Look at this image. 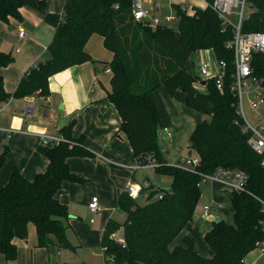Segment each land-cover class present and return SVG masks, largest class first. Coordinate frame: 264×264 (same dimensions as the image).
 Listing matches in <instances>:
<instances>
[{"label":"trees","instance_id":"trees-1","mask_svg":"<svg viewBox=\"0 0 264 264\" xmlns=\"http://www.w3.org/2000/svg\"><path fill=\"white\" fill-rule=\"evenodd\" d=\"M213 1L208 0L205 9L194 8L192 15L182 6L173 5L177 25L154 28L134 19L133 0H68L63 14L47 13L45 18L55 27L48 46L50 58L31 68L13 94L6 91L0 73V101L48 97L51 76L94 61L86 49L93 35H101L113 54L108 99L120 114V131L127 137L136 161L146 162L151 155L157 164L155 173L170 177L172 183L170 187L152 184L144 188L142 195L149 191L145 204H139L126 191L121 193L117 209L126 218L123 223L110 219L106 225L102 237L106 264H245L246 256L264 241V211L259 200L264 198L263 158L252 150L243 132L231 79H225L223 91L209 83L208 92L202 93L194 85L197 77L191 57L199 50L211 49L216 59L228 63L229 73L233 69L234 53L226 44L234 32L232 28L223 30ZM249 2L254 11L242 29L264 32V0ZM28 5L39 11L46 9L45 1L0 0V21H22L21 9ZM13 61L10 54L0 53V70ZM252 68L264 80V53L253 55ZM160 87H165L171 96L181 88L186 94L185 105L209 117L190 137L189 147L200 158L195 170L168 163L160 145L157 110L149 99ZM74 124L75 120L63 127L60 143L39 146V152L49 161L45 172L30 180L14 169L0 188V253L7 260L17 258L14 240L27 239L30 223L36 227L39 247H50L54 237L58 248L76 249L67 237L68 206L57 198V193L64 182H85L72 173L69 158L94 154L86 147L84 137H73ZM8 154L6 145L0 155V171ZM220 167L242 170L248 175L246 191L233 193L235 223L228 224L223 219L213 223L205 236L215 251L212 258L195 250L193 237H185L183 244L173 247L193 220L200 201V173L212 175ZM160 191L165 194L156 199ZM121 230L124 245L110 239L111 233Z\"/></svg>","mask_w":264,"mask_h":264},{"label":"crops","instance_id":"crops-1","mask_svg":"<svg viewBox=\"0 0 264 264\" xmlns=\"http://www.w3.org/2000/svg\"><path fill=\"white\" fill-rule=\"evenodd\" d=\"M67 1L45 0L46 9L44 11H38L29 5L24 6L21 9L22 21L14 18L0 21V53L10 54L14 59L13 63L0 70L8 93L15 92L18 84L31 68L50 58L48 46L54 38L55 27L50 25L44 27V20L47 13L63 14ZM142 1L144 7L150 10L151 16L159 17L161 20L168 15L175 14L173 5H180L192 12H194V8L205 9L208 6V0ZM25 23H28L29 31H26L27 37L22 38L20 31L25 28ZM17 44H21L22 49L16 48ZM86 49L91 53L94 61L74 65L51 76L49 79V102L39 96L0 101V155L5 146H9V154L0 171V188L9 181L14 169H18L23 176L30 180H33L37 174L45 172L49 161L38 150L42 145V135L62 136L63 127L68 126L73 120H75L72 128L73 137H84L86 147L92 151L94 156L69 158L68 163L72 173L89 179H91L90 174L84 172L85 168H98L103 171L104 175L108 173L114 179V183L116 181V186L113 189L116 200L119 199L122 192L126 191L130 181L140 184L148 182L152 185L150 178L155 173L154 169H141L144 172L141 173L142 178L136 176L138 170L135 171L132 168L137 163L133 149L125 134L120 131L122 120L119 112L108 99V94L111 91V72L106 70L109 68L107 61H112L113 54L111 51H107L103 37L96 34L89 39ZM197 52L203 53L202 60L216 58L211 49ZM97 59L101 62H98ZM99 85L104 86V89ZM149 99L157 110L159 130L164 131L163 134L160 133V145L168 163H170L168 159L170 155L175 156V160L170 163L173 165L178 164L182 159L196 157L189 147L190 137L197 126L208 120L209 117L185 105L186 94L181 88L171 96L165 87H160L149 95ZM29 108L31 109L30 113H25ZM166 128L168 131H165ZM159 181L164 182L166 186L163 184L155 185V187H170L172 183V179L169 181L165 179V176H162ZM209 182H211L212 190L222 192L228 189L230 192L232 191L227 182L214 180ZM76 184L78 183L64 182L61 190L57 193V198L69 209V218L65 223L68 226L67 236L74 245L83 244L82 240L74 242L70 232L68 235L70 227H78L76 224L78 216L73 203L74 190L77 189ZM233 193L234 191L231 192V204ZM147 194L149 192H146L143 197ZM94 196L99 198L101 204V198L97 194L91 197L89 203ZM205 205L214 207V202L204 204L200 198L193 220L175 240L173 247L183 244L185 237H193L195 250L206 258H212L215 251L207 243L205 245L203 241L206 242V234L219 217L212 213L213 218H203L202 211ZM101 214L102 205L99 215ZM220 218L228 224L235 223L229 218L227 220ZM110 219L115 220L112 217L108 218L104 231ZM124 221L118 222L123 223ZM94 223L95 219L92 224ZM29 232L27 239L16 238L14 240L17 246V258L10 261L0 253V264H52L51 257L54 261H57L59 257L61 264H93L89 261L86 262V259L79 255L78 250L66 254L68 252L66 249L58 248L55 245L54 237H51L50 240L53 245L46 249L38 248L35 225L30 224ZM90 233H93V236L98 234L100 238L103 237V235L101 236L103 232L95 229H91ZM90 233L88 238L85 236L87 248L91 247L89 245L92 242ZM47 248L51 249L50 254L58 248L57 258L54 254L49 255Z\"/></svg>","mask_w":264,"mask_h":264},{"label":"built area","instance_id":"built-area-1","mask_svg":"<svg viewBox=\"0 0 264 264\" xmlns=\"http://www.w3.org/2000/svg\"><path fill=\"white\" fill-rule=\"evenodd\" d=\"M212 7L222 20L223 30L232 28L234 32L232 40L226 44L234 53L233 69L229 73L228 63L225 60H218L216 58L213 60L204 59L198 66L202 78H197L194 85L202 93L208 92L209 83H214L220 91H223L224 81L227 77H230L231 91L237 100V113L243 119V132L248 135V144L252 150L263 158L261 164L264 168V113L258 117L255 123H251L245 116L244 108L246 99L254 110L258 107H264V80L257 77L253 73L252 68L253 55L256 53H264V32H244L242 29L243 22L254 11V6L249 0H214ZM182 8L190 15L194 13L188 11L185 7ZM133 15L136 21L142 23L149 21L150 26L154 28L159 25H166L171 28L178 21L176 14L168 15L163 20L159 17L151 16L150 10L144 7L142 0H133ZM20 37H27L24 29L20 31ZM106 71L111 72V69L108 68ZM203 81H205V84H202ZM43 99L49 102V97H43ZM30 111L31 109L29 108L25 113L29 114ZM165 131H168V129L166 128ZM61 141H63L62 136L42 135V145L45 146L55 145ZM145 159L146 162L136 161L137 163L132 166L133 170L136 171L144 168L155 169L157 166L155 159L151 155H148ZM199 164L200 158L196 156L182 159L176 165L188 170H195ZM200 177L201 179L198 183L200 187L209 181H224L229 184L234 192L246 191L248 182V175L244 171L223 167L218 168L212 175L200 173ZM149 187L150 184L148 182L140 184L130 181L126 187V192L132 199L138 200L144 195H142L143 189H148ZM164 194L162 191L157 192L155 198L161 199ZM259 200L264 211V198ZM212 208V205L204 206L203 211L205 217L213 218ZM89 210L94 215L101 212V205L97 196H94L89 203ZM91 222L93 223L94 219H91ZM110 239L122 245L125 243L124 238L118 236V232L111 233ZM258 248L264 253V241L258 244ZM104 251L105 249L103 248ZM109 260V262L112 261L110 258Z\"/></svg>","mask_w":264,"mask_h":264},{"label":"rangeland","instance_id":"rangeland-1","mask_svg":"<svg viewBox=\"0 0 264 264\" xmlns=\"http://www.w3.org/2000/svg\"><path fill=\"white\" fill-rule=\"evenodd\" d=\"M190 10V9H189ZM39 11V10H38ZM191 11V10H190ZM163 20V19H162ZM176 26L177 22L174 23ZM48 24L45 20H44V27H48ZM52 26V25H50ZM25 31H29L28 28H23ZM16 48H21L22 49V45L21 44H17ZM88 48L90 49V46H88ZM108 51V49H107ZM96 52V49H95ZM202 54L201 52H196L192 55L191 60L194 63V71L196 74L197 78H202V75L200 74L199 70H198V66L200 64V62L202 61ZM98 60V59H97ZM98 62H101L100 60H98ZM106 62V61H105ZM107 63H111V61H107ZM99 87L104 89V86L99 85ZM245 116L247 117V119L251 122V123H255L258 120V117H260L263 113H264V107H258L256 110H254L249 101L246 99L245 100ZM164 132V131H163ZM162 131H160L161 134H163ZM160 134V135H161ZM188 154V153H186ZM185 154V155H186ZM175 156L170 155L169 156V161L170 163L173 162L175 159ZM81 167V166H80ZM88 172L91 177V179L89 178H84L85 182L82 183H78L76 184L77 189L74 190V209L75 212L78 216V220L76 222V224H78L77 226L74 227H70L69 231H68V235L69 232L71 233L72 239L74 242L78 241V240H82V243H78L77 245H74L71 240L69 239V241L72 243V245H74V247L76 246V249H66L69 252H74L77 251L79 252V255L86 259V262L89 261L93 264H105V260H104V256H103V251H102V237L100 238L99 235L97 234L96 236H93V233H90L91 229H95L96 231H100L104 233V226L106 224V221L108 220V218L112 217L115 220H118L120 222L125 220V213L123 211H118L116 210L117 208V202L118 200H116L115 194H114V186H116V181L114 183V179L108 174L106 173V175H104L103 171L99 170L98 168L96 169H84V172ZM144 173L142 172L141 169L138 170L136 176L138 178H142V174ZM162 176L157 175V174H153V176L150 178L151 183L153 185H163L164 182H160L159 179H161ZM165 179H168L169 181L171 180L170 177H166ZM140 180V179H139ZM143 184V182L141 183ZM166 186V184H164ZM211 182H208V184H204L201 186V198H202V202H204V204L208 203V204H212L214 202V207L211 209V212L216 216V217H222L224 219L227 220V218H229L231 221L234 220V211L232 208V204H231V192L233 191H229L228 189L225 191H216V190H212L211 189ZM97 194L99 195V197L101 198V204L102 205V214H92L88 208V203L89 200L91 199V197ZM224 194V195H223ZM221 195H223L221 197ZM220 196V197H218ZM137 201L139 204H145L147 202V198L146 195L141 198H139ZM105 202V204H104ZM111 215V216H110ZM202 216L203 218H205L203 211H202ZM94 217L95 219V223L92 224L90 222V219ZM33 224V223H30ZM29 224V226H30ZM34 225V224H33ZM71 230V231H70ZM90 233L92 242L89 243V245L91 247L87 248V243L85 242L86 237L88 238V234ZM29 227H28V237H29ZM103 234H101L102 236ZM118 236L122 237L123 233L122 231L118 232ZM27 237V238H28ZM203 243L205 245L206 242L203 241ZM38 246V244H37ZM38 248H45L46 247H39ZM49 250V251H48ZM51 249L47 248L48 254L49 255H53L57 258L56 253L58 254V248L55 249V252H53L52 254ZM80 250V251H79ZM246 264H264V253L262 252V250L260 248H256L253 251H251L247 256H246ZM51 261L52 264H61L59 257L57 258V261L53 260V257H51Z\"/></svg>","mask_w":264,"mask_h":264},{"label":"water","instance_id":"water-1","mask_svg":"<svg viewBox=\"0 0 264 264\" xmlns=\"http://www.w3.org/2000/svg\"><path fill=\"white\" fill-rule=\"evenodd\" d=\"M145 25H147V26H150V22L148 21V22H146L145 23ZM25 27L26 28H28L29 29V25H28V23H25ZM176 36L177 37H179V33L178 32H176ZM202 84H205V81H203V83ZM221 220V218L219 217V218H217V221H220Z\"/></svg>","mask_w":264,"mask_h":264}]
</instances>
